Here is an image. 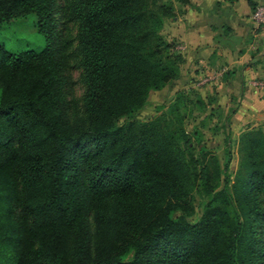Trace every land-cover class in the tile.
Listing matches in <instances>:
<instances>
[{"label":"trees","instance_id":"trees-1","mask_svg":"<svg viewBox=\"0 0 264 264\" xmlns=\"http://www.w3.org/2000/svg\"><path fill=\"white\" fill-rule=\"evenodd\" d=\"M174 9L0 0V23L33 12L44 37L0 42V264H264V129L239 132L230 182V143L221 166L184 125L189 103L207 106L192 88L134 117L150 89L183 81V55L159 33Z\"/></svg>","mask_w":264,"mask_h":264},{"label":"crops","instance_id":"crops-1","mask_svg":"<svg viewBox=\"0 0 264 264\" xmlns=\"http://www.w3.org/2000/svg\"><path fill=\"white\" fill-rule=\"evenodd\" d=\"M262 3L175 0L174 14L167 17V40L184 58L183 81L175 86L196 89L209 107L229 109L237 126L255 117L264 119V90L249 83L264 73V25L250 18Z\"/></svg>","mask_w":264,"mask_h":264},{"label":"rangeland","instance_id":"rangeland-1","mask_svg":"<svg viewBox=\"0 0 264 264\" xmlns=\"http://www.w3.org/2000/svg\"><path fill=\"white\" fill-rule=\"evenodd\" d=\"M167 1H171L174 4L175 0ZM166 22L167 17H164L163 23L159 27V33L167 40L168 33L166 30ZM0 42H3L7 48L14 51L40 47L44 42V37L42 33L37 30L35 14L33 12H29L25 15L13 17L8 21L1 22ZM70 72L71 77L74 80L72 93L75 96H79L82 92L83 85L80 80V67L78 65V60H74V64L70 69ZM190 89V87L184 86L176 87L175 83H166L159 89H150L146 104L134 114V117L139 119H149L167 108L168 104L174 100L177 90L185 93L190 92ZM192 90L198 93L196 89L192 88ZM193 91L190 92V95L193 99H195L196 93L193 94ZM188 108L189 110H187ZM187 109L184 125L188 130H192L196 127L199 131H201L200 136L206 145V148L211 149L217 154L221 166L226 160V144L227 142L230 143L231 159L227 171L231 176V182L234 178L238 165L237 136L239 132L247 126H261L264 129L263 117H255L250 121V123L237 126L232 122V112H229V109L227 110L225 108L223 109L215 106H206L202 109L196 103H189ZM181 110L185 111L184 106H181ZM210 110H212V113L209 115L208 113ZM199 201L200 196L195 194L194 204L196 211L194 214L189 216L192 220L197 219L199 216Z\"/></svg>","mask_w":264,"mask_h":264},{"label":"built area","instance_id":"built-area-1","mask_svg":"<svg viewBox=\"0 0 264 264\" xmlns=\"http://www.w3.org/2000/svg\"><path fill=\"white\" fill-rule=\"evenodd\" d=\"M250 18L255 24L264 25V3L258 4L252 9ZM249 83L257 89L264 90V73L261 76L251 78Z\"/></svg>","mask_w":264,"mask_h":264}]
</instances>
